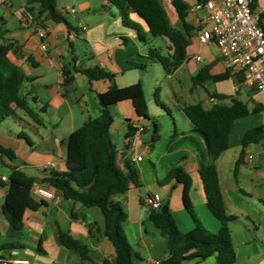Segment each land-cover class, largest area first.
I'll list each match as a JSON object with an SVG mask.
<instances>
[{
  "label": "crops",
  "instance_id": "crops-1",
  "mask_svg": "<svg viewBox=\"0 0 264 264\" xmlns=\"http://www.w3.org/2000/svg\"><path fill=\"white\" fill-rule=\"evenodd\" d=\"M26 1L0 0V45L13 46L16 50V53L10 52L8 57L29 79L23 82L21 93L29 106L37 111L41 124H36L23 112L16 110L13 117L0 122V145L15 152L17 163L14 166L35 179V183L41 184L40 180L66 171L67 138L91 118L86 109L88 94L96 97L97 93L105 92L111 86L125 87L140 80L149 108L146 83H149L152 98V92L157 88L159 92V86L156 82H146L145 77L137 73L145 72L147 67L156 65L147 58L146 41L140 42L135 30L125 28L117 11L103 0H56L57 10L76 32H68L61 23L43 21L39 22L46 29V37L43 40L37 36L38 22L25 28L20 25L14 14L15 9L26 5ZM183 2L190 7L195 0ZM169 3L171 5V0ZM254 7L257 11H264V7L258 6V0H255ZM199 13L187 12L186 22L193 30L185 61L193 59L197 72L203 66H208L211 75L223 73L224 68L216 46L211 42L200 43L198 40L196 20ZM130 17L146 31L136 16ZM260 24L264 29V12ZM175 28L182 29L181 22L180 25L175 23ZM122 38L126 41L123 42ZM77 42L83 47L81 62L74 49ZM41 43H45L46 50L41 49ZM165 44L168 50L169 43L166 39ZM69 52L70 62L65 59ZM196 56L201 57L200 62L196 61ZM135 64L144 65V70L136 68ZM63 67L72 70L74 82L71 86H63ZM93 67H100L113 75V78L93 81L90 84L83 74L73 70ZM78 76L86 78L83 87L78 85ZM227 80L232 83L225 82L220 87L208 85V82L213 81L207 80L204 88L209 89V94L234 97L246 104L242 97L243 89L236 91L234 79ZM226 100L229 99L223 102ZM112 109L116 110L118 117L116 121L113 119L109 130L110 139L115 145V166L123 174L129 173V167L134 168L141 182L140 187H131L125 194L114 199L122 205L127 214L124 231L129 244L138 254L139 259H136V262L153 264L168 256L166 238L155 230L148 219V207L143 204L148 195H156L161 207L168 201V210L181 232H188L193 228V221L182 205V186L173 180L161 183L173 170L191 177L189 196L196 217L206 230L216 233L220 224L206 206L203 186L198 175L197 147L191 142L180 141V134L189 132L191 125L187 131L176 129V136L160 137L152 144L151 134L148 133L151 121L138 119L131 102H121ZM253 109H258L254 114H263L264 104L258 102ZM252 118L253 115L250 114L234 122L228 136V148L216 160L226 212L237 217V220L229 225L233 251L227 256L226 264H264L262 145H248L240 158L244 134L252 128L264 127V122L257 124ZM127 124L141 128L133 147L127 146ZM137 157H141V160L137 161ZM0 165L5 166L8 171L12 170V164L6 160L4 164L0 162ZM0 177L8 179L9 174H0ZM6 191V187L0 184V245L17 246L0 250V259L26 260L28 264H104L105 260L111 262L113 259L114 249L104 236V218L98 208H86L65 200L58 191L51 189L58 197L57 202L43 200L44 204L37 210H26L23 215V228L16 231L1 212ZM33 198L40 200L35 195ZM59 231L84 243L90 251L88 259H81L76 251L61 245L58 239ZM181 264L217 262L214 256L202 258L198 250H192L185 255Z\"/></svg>",
  "mask_w": 264,
  "mask_h": 264
},
{
  "label": "trees",
  "instance_id": "trees-1",
  "mask_svg": "<svg viewBox=\"0 0 264 264\" xmlns=\"http://www.w3.org/2000/svg\"><path fill=\"white\" fill-rule=\"evenodd\" d=\"M103 1L117 11L125 28L135 30L140 42L146 41L147 34L152 37H163L168 41L169 46L166 53H163L160 48L153 47H149L147 52V58L161 66L166 75L173 74L186 60L193 27L186 22L189 7L183 0H171V6L182 24V29H177L170 24L162 0ZM26 6L34 14L36 22L49 20L65 25L68 32H76V29L57 10L56 0H27ZM131 15L141 21L146 31L143 30V26L131 19ZM122 41L125 42L126 39L122 38ZM10 52L16 53L13 46L0 45V122L13 117L16 110H19L36 124H41L37 111L29 106L21 93L23 82L29 79L23 70L9 59ZM134 66L142 70L145 68L140 64ZM73 70L83 74L90 84L93 81L113 78V75L100 67ZM62 74L64 76L63 86H71L74 82L72 70L63 67ZM229 78L234 79L226 71L211 75L209 67L203 66L192 77V83L194 86L204 88L207 80L220 82ZM207 94L208 97L217 101L213 102L210 107L204 108L201 104H187L179 108L181 114L191 124L189 132L180 134V141L191 142L197 147L198 175L203 186L206 206L218 220L220 227L216 233H212L202 226L196 217L189 196L192 187L191 177L173 170L161 183L173 180L182 186V205L193 221V228L188 232H181L169 210L162 213L160 209L155 210L148 207L149 221L161 236L166 238L168 256L158 264H181L185 255L192 250H198L202 258L214 256L217 264H226L227 256L233 251L229 225L235 222L237 217L226 212L216 160L228 148V136L234 122L257 113L258 109L249 110L247 104L234 97ZM96 98L100 108L99 115L87 119L67 138L66 171L61 174H52L40 180V183L58 191L65 200L78 203L86 208H98L101 211L104 218V236L114 249L113 259L111 262L105 260L104 264H139L136 262V259H139L138 254L129 244L124 231L127 214L122 205L114 200V197L125 194L131 187H140L141 182L134 168L129 167L128 174H123L116 168L115 145L110 139L109 130L113 124L111 108L125 101L132 103L138 119L150 120L143 83L139 80L125 87L111 86L107 91L97 93ZM153 98L156 105L165 109L159 101L158 88ZM225 99H229V104L221 103ZM127 129V137L136 130L130 124H127ZM176 135L177 130L174 127L171 138ZM159 138L158 126L154 123L151 143L154 144ZM241 144L243 151L240 158L244 155V149L250 144H261L264 151V127L258 126L247 131ZM4 160L12 164V170L6 182L0 180V184L7 189L1 212L14 230L21 231L25 211L37 210L44 204V201H37L33 198L31 188L35 179L14 166L17 163L15 152L11 148L0 145L1 164H4ZM238 164L239 161L236 165ZM58 239L61 245L76 251L81 259H88L90 251L84 243L62 231H59ZM16 246V244L0 245V250Z\"/></svg>",
  "mask_w": 264,
  "mask_h": 264
},
{
  "label": "built area",
  "instance_id": "built-area-1",
  "mask_svg": "<svg viewBox=\"0 0 264 264\" xmlns=\"http://www.w3.org/2000/svg\"><path fill=\"white\" fill-rule=\"evenodd\" d=\"M254 6L255 0H195L188 8V12L204 13L202 18L198 17L196 20L198 40L200 43L211 42L216 46L224 71L235 79L236 91L264 90V29L260 24L264 11H257ZM14 14L22 27L27 28L36 22L34 14L26 5L15 9ZM37 36L40 40L46 37V29L42 23L37 27ZM41 49L46 50L45 43H41ZM195 59L197 62L201 61L200 56ZM208 98L210 102H215L214 98ZM134 127L136 130L126 138L128 147L135 145L141 130L137 125ZM136 160L140 161L141 157ZM0 180L7 181L4 177H0ZM31 193L40 200H58L55 193L43 184L34 182ZM144 204L155 210L161 208L156 195H148ZM0 263L28 264V261L1 258Z\"/></svg>",
  "mask_w": 264,
  "mask_h": 264
},
{
  "label": "rangeland",
  "instance_id": "rangeland-1",
  "mask_svg": "<svg viewBox=\"0 0 264 264\" xmlns=\"http://www.w3.org/2000/svg\"><path fill=\"white\" fill-rule=\"evenodd\" d=\"M66 1V0H62ZM170 0H163L162 4L166 13L168 15V19L170 24L175 27V23L180 25L176 14L169 3ZM258 6L264 7V0H258ZM204 13L200 12L199 17H203ZM74 46L75 53L77 54L79 61H82L81 50L83 47L80 42H77ZM146 48H160L163 53H166V44L165 38L163 37H152L149 34L146 35ZM66 60L70 62V52L65 56ZM195 63L193 59H189L184 61L182 65L169 77L165 74L161 66L156 64L155 66L147 67L146 71H137V73L143 77H145L146 82L151 81L152 84L156 82L159 86V100L164 105V108L154 104L153 98L150 96L149 83H146V92L147 96H149V108L148 115L150 117V123L148 128V133L153 134V123L158 126L159 135L162 138L169 137L172 135L173 128L175 127L178 131H187L190 129L189 121L181 114L179 108L183 105L187 104H201L204 108H208L211 106L212 102H210L207 93L209 89L202 88L198 85L194 86L192 83V77L196 74L197 69L194 68ZM193 70V71H192ZM86 81V78L83 76H78V85L79 87H83V83ZM232 83L231 80L220 81L218 83L208 82V85L211 86L223 85V83ZM243 100H245L247 107L249 110H253V108L257 105L258 102H262L264 104V90L261 91H250L247 92L243 89ZM152 94H154L152 92ZM219 102V101H218ZM221 103H229V100L221 101ZM86 109L88 110V114H90L91 118H95L99 115V105L97 98L93 94H88L86 97ZM113 119L117 120L116 110H110ZM253 115L252 121H256L257 124H262L264 122V113L263 114H251ZM28 135L30 133L26 131ZM31 136V135H30ZM0 174L7 176L10 174V171L3 166L0 165ZM119 196V195H117ZM115 196L114 199L117 197ZM158 232V230L155 228Z\"/></svg>",
  "mask_w": 264,
  "mask_h": 264
},
{
  "label": "water",
  "instance_id": "water-1",
  "mask_svg": "<svg viewBox=\"0 0 264 264\" xmlns=\"http://www.w3.org/2000/svg\"><path fill=\"white\" fill-rule=\"evenodd\" d=\"M36 6V4H34ZM168 211V201L160 208V212L165 213Z\"/></svg>",
  "mask_w": 264,
  "mask_h": 264
}]
</instances>
